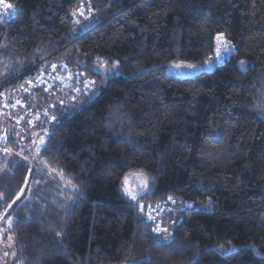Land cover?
Listing matches in <instances>:
<instances>
[{"label": "trees", "instance_id": "trees-1", "mask_svg": "<svg viewBox=\"0 0 264 264\" xmlns=\"http://www.w3.org/2000/svg\"><path fill=\"white\" fill-rule=\"evenodd\" d=\"M2 6L0 88L26 84L30 114L0 133L11 264H264V0ZM43 61L74 72L69 94L50 97ZM135 174L160 218L123 194Z\"/></svg>", "mask_w": 264, "mask_h": 264}, {"label": "rangeland", "instance_id": "rangeland-1", "mask_svg": "<svg viewBox=\"0 0 264 264\" xmlns=\"http://www.w3.org/2000/svg\"><path fill=\"white\" fill-rule=\"evenodd\" d=\"M2 12L0 13V16L3 17V12L5 14L8 7L2 6L0 8ZM82 14L85 15V10H82ZM87 16V15H85ZM0 17V18H1ZM41 66H43V69L40 70V76H38L37 80L41 81L47 88L45 89L48 94H50V97L55 95L53 92V88L55 87L57 91H61L63 94H69V91H63L69 88L73 84V79L68 81V77L71 75L73 76L74 72H72L70 69H67L65 71L67 78H61L62 75H59L58 73L61 71V69H58L56 65H53V74L55 75H48L46 72L49 70L47 66V61H43ZM209 63V62H208ZM98 68L101 67V70L104 73H115L119 74L120 70L116 66V70L114 71V67L111 65H105L102 61H98ZM212 68V66L208 67ZM202 69V66L200 64L196 63H183V62H177L174 63L172 66H170L169 70L172 73H176L178 75L182 76H191L196 74ZM43 74H46L47 76L43 78ZM84 75V74H83ZM7 77V69L5 67H0V84L4 81V79ZM34 79V78H33ZM32 78L30 80H33ZM86 88H89L88 90H93V87L95 84L89 83L86 81ZM28 84V82H27ZM26 84L19 83L18 85L12 86L9 89L5 88L4 86H1L0 92H4L5 97H0V133L3 135L8 128H12L17 130L19 132L18 138L22 136V131L26 133L22 128H25L27 126L25 124V119L27 115H30L28 112L24 111L26 110V107L21 104V98L24 96V88ZM37 118V116H35ZM35 123L30 121L29 127H33ZM33 130V128H32ZM33 132V131H32ZM40 136V135H39ZM42 136V135H41ZM47 136V134H43V139ZM24 141V140H23ZM22 141V142H23ZM4 143V142H3ZM1 139H0V149L5 150L4 146L1 145ZM10 152L12 150L10 149ZM17 155L21 156L23 160H25V156L21 153H17ZM1 162V157H0ZM4 165V164H3ZM2 165V162L0 163V174L4 170L5 166ZM149 182L145 175L143 174H135L131 175L130 177H126L124 180L122 191L123 194L131 201H138L141 204L144 205V207H150V211L153 212L152 214L155 215V217L160 218V208L164 209L163 206H160L159 202L157 203H149L146 201L149 196ZM147 203V204H146ZM142 205V206H143ZM10 227V222H8V219H6L4 216L0 217V263L2 264H11L12 261L15 259V250H14V238L11 234L8 233L7 229Z\"/></svg>", "mask_w": 264, "mask_h": 264}, {"label": "built area", "instance_id": "built-area-1", "mask_svg": "<svg viewBox=\"0 0 264 264\" xmlns=\"http://www.w3.org/2000/svg\"><path fill=\"white\" fill-rule=\"evenodd\" d=\"M228 50L225 49V48H222L221 46H217V49L215 51V58L217 60V62H221L226 56H228ZM50 75H55V74H50ZM46 77V76H43V78ZM61 78H67V75H65L64 77L62 76ZM74 79V74L73 76H69L68 77V81ZM1 145L4 146V149L6 148L5 145L2 143Z\"/></svg>", "mask_w": 264, "mask_h": 264}, {"label": "snow or ice", "instance_id": "snow-or-ice-1", "mask_svg": "<svg viewBox=\"0 0 264 264\" xmlns=\"http://www.w3.org/2000/svg\"><path fill=\"white\" fill-rule=\"evenodd\" d=\"M222 34H218V38H219V36H221ZM157 231L159 232V231H161L159 228L157 229Z\"/></svg>", "mask_w": 264, "mask_h": 264}]
</instances>
